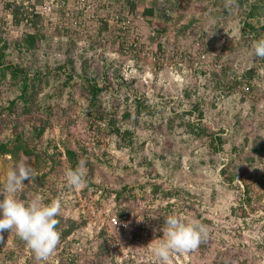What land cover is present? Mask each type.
Returning <instances> with one entry per match:
<instances>
[{
	"label": "rangeland",
	"instance_id": "rangeland-1",
	"mask_svg": "<svg viewBox=\"0 0 264 264\" xmlns=\"http://www.w3.org/2000/svg\"><path fill=\"white\" fill-rule=\"evenodd\" d=\"M48 2L0 1V188L29 165L17 195L63 198L60 241L41 260L7 231L0 264H155L168 214L207 234L166 264H264V0Z\"/></svg>",
	"mask_w": 264,
	"mask_h": 264
},
{
	"label": "clouds",
	"instance_id": "clouds-1",
	"mask_svg": "<svg viewBox=\"0 0 264 264\" xmlns=\"http://www.w3.org/2000/svg\"><path fill=\"white\" fill-rule=\"evenodd\" d=\"M250 56L264 58V38L253 43ZM83 164L84 161H80L77 167L65 169L64 178L69 187L76 189L85 185ZM33 175V169L24 162L12 165L7 171L0 188V235L13 231L38 259L46 260L60 241L61 234L56 226L63 198L45 202L41 195H35L30 200L20 199L17 193ZM159 231L161 234L147 243L155 264H166L173 252L186 254L196 249L207 234L198 220L176 214L166 215Z\"/></svg>",
	"mask_w": 264,
	"mask_h": 264
},
{
	"label": "trees",
	"instance_id": "trees-1",
	"mask_svg": "<svg viewBox=\"0 0 264 264\" xmlns=\"http://www.w3.org/2000/svg\"><path fill=\"white\" fill-rule=\"evenodd\" d=\"M262 5H263V7H264V3H263ZM253 7H254V6H253ZM251 13H252V9L248 12V14L251 15ZM246 25L252 27V24H251L250 22H246ZM263 25H264V24H263ZM263 29H264V26H263ZM26 42H28L29 45L32 44V42H33V36H32L31 34H28V35H27V37H26ZM14 73H15V71H14ZM25 84H26V83H25ZM98 90H99V88H98L97 84L93 83V84L90 85V90H89V92H90V95H91L92 98L95 97V94L97 93ZM123 114H124V116H129V112H128V110H125V112H124ZM20 140H21V139H19V138H16V139L14 140V144H15L14 147H15V148H19V147L22 148V150H23L25 153H27V154H29V153H33L32 150L28 149L26 146L24 147V146L22 145V143L20 142ZM5 144H6V143H4V144H0V149H1V151H3V152L9 151V150L7 149V147H6ZM65 154H66V157H67L68 161H70L71 163H74V162H75V152H74L73 150H71V149L68 148V149L65 150Z\"/></svg>",
	"mask_w": 264,
	"mask_h": 264
},
{
	"label": "built area",
	"instance_id": "built-area-1",
	"mask_svg": "<svg viewBox=\"0 0 264 264\" xmlns=\"http://www.w3.org/2000/svg\"><path fill=\"white\" fill-rule=\"evenodd\" d=\"M0 1H8V2H12V3L21 4V5H23L24 7L31 9L30 6H27V4H28V0H0ZM49 1L51 2L52 0H49ZM55 1L57 2V0H55ZM59 1H61V0H58L57 3L55 2L56 7L61 6V3L63 2V0L61 1V3H59ZM50 2H48V3H50ZM55 4H54V3L51 4V7H54ZM40 7H42V8H41L42 11L47 12V10H49V7H50V6L47 5L46 3H43ZM40 12H41V11H40ZM114 16H115V15H114ZM112 17H113V16H112ZM115 17L118 19L119 16L116 15ZM128 21H129V20H128ZM110 221H112L114 224H117V223H118V220H117L116 217H114V216H112V217L110 218Z\"/></svg>",
	"mask_w": 264,
	"mask_h": 264
}]
</instances>
